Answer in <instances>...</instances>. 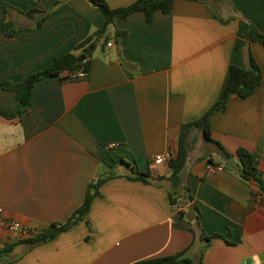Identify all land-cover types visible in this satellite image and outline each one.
<instances>
[{
    "label": "crops",
    "instance_id": "0c3cea01",
    "mask_svg": "<svg viewBox=\"0 0 264 264\" xmlns=\"http://www.w3.org/2000/svg\"><path fill=\"white\" fill-rule=\"evenodd\" d=\"M57 1L62 4L40 28L23 14L48 10ZM106 1L112 8L135 2ZM209 2L212 7L175 0L169 14L157 12L151 22L143 12L117 19L108 31L113 46H96L88 78L42 79L29 104L19 106L14 95L0 93L3 109L15 115H0V207L6 218L39 232L66 223L83 204L89 185L110 173L116 155L156 176L171 174L168 161L156 165L153 158L174 155L181 126L221 98L232 65L247 64L237 48L240 36L251 25L264 31V0ZM215 13L235 18L223 23ZM105 20L87 0H0V82H24L74 52ZM5 22L16 29L13 36L4 33ZM116 31L126 33L118 42ZM251 50L263 81L250 96L231 98L227 109L212 117L211 130L237 161L240 148L251 151L264 172V45L252 43ZM201 138L183 176L203 230L225 238L210 242L203 264H264V198L255 182L227 169L210 173L209 167L224 166L225 158L213 144L201 145ZM127 172L117 169L120 176ZM176 210L165 186L112 178L82 221L45 244H19L3 261L134 264L181 253L195 239L189 256L197 260L204 243L191 232L187 215L175 218Z\"/></svg>",
    "mask_w": 264,
    "mask_h": 264
},
{
    "label": "trees",
    "instance_id": "16d2710c",
    "mask_svg": "<svg viewBox=\"0 0 264 264\" xmlns=\"http://www.w3.org/2000/svg\"><path fill=\"white\" fill-rule=\"evenodd\" d=\"M35 1L39 2L42 0ZM87 1L94 7H98L104 13L106 20L103 26L94 31L84 41L80 42L74 52L66 53L57 57L49 67L33 73L24 82L19 84L0 82V93H11L14 95L15 100L20 106L30 103L33 87L36 82L42 79L58 76L61 77L63 81H77L78 79H74L73 75L78 71H85L89 76L92 70L93 55L87 56L82 62H79V59L84 55H88V53L98 45H101L103 48L108 45L111 40V37L108 35L109 28L115 24L117 19H127L136 12H143L146 20L151 22L157 12L169 14L172 11L175 2V0H135V2L129 6L112 8L106 0ZM197 1L210 5L209 0ZM61 4V1H57L48 10L33 8L23 14L28 18L35 20V27L40 28L49 18L51 13ZM210 6L212 7V5ZM4 8L8 11L9 5L4 4ZM215 15L220 18L223 23H227L229 20L235 18V16H232L227 20L222 19L217 13H215ZM11 26L12 24L10 22L2 24V29L7 36H13L16 32V29H11ZM125 34V32L116 31L114 40L118 42L125 36ZM252 43L264 45V31H260L254 25H251L249 30L245 31L240 36L237 43V48L246 54L247 64L245 66L232 65L230 68L229 80L221 98L199 119L184 123L181 126L178 147L175 154L168 160L171 168V174L169 176H156L151 170H141L138 166L130 164L121 156H113L112 163L109 164V168L111 169L110 173L104 177L98 178L95 182L89 185L83 204L73 213L72 217L66 223L59 225L53 224L51 227L43 229L34 236L22 239L15 243H10L6 248L0 250V264H12V262L7 263L6 261H3V259L13 252L14 248L19 244H26L29 248L45 244L82 221L85 215L90 211L95 197L100 195L101 186L107 180L117 177H127L130 180L140 181L146 184L165 186L168 190L171 206L174 208L176 206L180 207V209L175 212V218L177 219L186 218L188 208L193 206L197 213V220L191 222V232L195 235H199L200 241L204 243L201 248L199 259L197 260H194L189 256V251L194 245L196 241L195 239L191 247L181 253L163 258L140 261L134 264H176L179 262L203 264L204 251L208 248L210 242L213 239L219 238L225 240V238L222 234L218 233L208 235L201 227L199 209L195 203V197L192 194L190 184L184 179L183 173L190 153L199 140V136H202L206 142L213 144L223 159L226 156L234 157V155L228 152L220 142L212 138L211 120L217 112L225 111L227 109V104L231 98L234 96L246 98L253 94L261 85L263 81V71L251 50ZM0 115L7 118L15 116L8 114L1 104ZM236 157L241 165V169L239 171L233 170L229 167L226 161L224 165L225 169L233 172L246 183L255 182L259 193L262 194L264 198V172L257 166L254 154L248 149L240 148L236 153ZM210 162L213 163V161ZM119 167L127 169V174L124 176L118 175L117 169ZM87 239H89V237ZM227 242L230 243L229 241Z\"/></svg>",
    "mask_w": 264,
    "mask_h": 264
},
{
    "label": "built area",
    "instance_id": "2783aa9c",
    "mask_svg": "<svg viewBox=\"0 0 264 264\" xmlns=\"http://www.w3.org/2000/svg\"><path fill=\"white\" fill-rule=\"evenodd\" d=\"M109 47L113 46V43H108ZM74 79H86L88 77L87 72L85 71H78L73 75ZM172 155L165 156L163 154L156 155L153 158V162L156 165H160L162 163H165L169 160V158ZM225 169V166L223 165H211L209 167V172H217L222 171ZM177 210L180 209V207H175ZM39 233V230L37 228H29L25 226L22 222L9 219L5 217L4 209L0 207V250L6 248L7 245L12 243L13 240H22L31 236H34ZM16 237V238H15Z\"/></svg>",
    "mask_w": 264,
    "mask_h": 264
},
{
    "label": "water",
    "instance_id": "95a60500",
    "mask_svg": "<svg viewBox=\"0 0 264 264\" xmlns=\"http://www.w3.org/2000/svg\"><path fill=\"white\" fill-rule=\"evenodd\" d=\"M96 51V47L94 49H92L88 55H84L79 59V62H82L86 59L87 56L92 55L94 52ZM225 161L227 162V164L229 165L230 168H232L235 171H239L241 169V165L239 164V162L235 159V157H231V156H226L225 157ZM187 219L190 222H193L195 220H197V214L196 211L194 209L193 206H190L188 209V213H187Z\"/></svg>",
    "mask_w": 264,
    "mask_h": 264
},
{
    "label": "rangeland",
    "instance_id": "374dc122",
    "mask_svg": "<svg viewBox=\"0 0 264 264\" xmlns=\"http://www.w3.org/2000/svg\"><path fill=\"white\" fill-rule=\"evenodd\" d=\"M202 141H204V140H202V138H201V140H200V144L201 145H207L208 144V142H206V141H204V142H202ZM210 145V144H209ZM199 149H200V147H202V146H197ZM213 148V147H212ZM198 149V150H199ZM214 149V148H213ZM201 151H206V149L205 148H203V149H200ZM212 151H214V150H212ZM215 152H217V151H215Z\"/></svg>",
    "mask_w": 264,
    "mask_h": 264
}]
</instances>
